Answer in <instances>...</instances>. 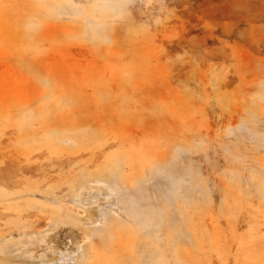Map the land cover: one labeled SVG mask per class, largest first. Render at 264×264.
Masks as SVG:
<instances>
[{"label": "rangeland", "instance_id": "1", "mask_svg": "<svg viewBox=\"0 0 264 264\" xmlns=\"http://www.w3.org/2000/svg\"><path fill=\"white\" fill-rule=\"evenodd\" d=\"M177 1L0 0V264H264V0Z\"/></svg>", "mask_w": 264, "mask_h": 264}, {"label": "clouds", "instance_id": "2", "mask_svg": "<svg viewBox=\"0 0 264 264\" xmlns=\"http://www.w3.org/2000/svg\"><path fill=\"white\" fill-rule=\"evenodd\" d=\"M126 5L127 0H35L38 11L28 17L25 26L38 32L46 21L69 20L81 26L82 34L97 36L122 17Z\"/></svg>", "mask_w": 264, "mask_h": 264}, {"label": "crops", "instance_id": "3", "mask_svg": "<svg viewBox=\"0 0 264 264\" xmlns=\"http://www.w3.org/2000/svg\"><path fill=\"white\" fill-rule=\"evenodd\" d=\"M230 1L236 2L237 0ZM233 6L236 7L237 5L235 4ZM176 7L187 10L197 9L200 17H198L196 23L198 25H204L205 28L203 27V31L206 35L214 34V29L221 26L219 17L215 15V10L221 9L222 0H179L177 1ZM251 29L253 30V28Z\"/></svg>", "mask_w": 264, "mask_h": 264}]
</instances>
